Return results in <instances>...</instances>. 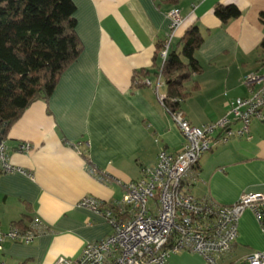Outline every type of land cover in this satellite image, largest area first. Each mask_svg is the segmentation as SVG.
Returning a JSON list of instances; mask_svg holds the SVG:
<instances>
[{
  "label": "crops",
  "instance_id": "1",
  "mask_svg": "<svg viewBox=\"0 0 264 264\" xmlns=\"http://www.w3.org/2000/svg\"><path fill=\"white\" fill-rule=\"evenodd\" d=\"M72 1L79 56L48 98L32 102L3 138L7 161L24 172L0 173V229L35 218L46 231L27 244L3 242L0 264L78 257L85 243L112 231L102 214L77 205L80 198L113 206L141 167L155 165L160 149H181L183 135L158 98L166 92L164 79L157 86L154 74L162 63L158 44L169 31L170 9L178 8L182 17L171 48L193 24L203 38L195 51L200 70L184 83L190 94L177 105L192 125L217 120L229 101L248 97L244 76L264 68V0ZM217 4H234L240 15L222 23L213 13ZM239 127V121L230 126ZM247 135L231 136L201 155L191 186L195 197L229 205L243 193L264 194V121L252 119ZM22 143L30 148L19 151ZM88 164L107 181L90 174ZM254 251H264V230L246 208L231 251L217 262L239 264ZM173 254L167 264H208L196 253Z\"/></svg>",
  "mask_w": 264,
  "mask_h": 264
},
{
  "label": "built area",
  "instance_id": "2",
  "mask_svg": "<svg viewBox=\"0 0 264 264\" xmlns=\"http://www.w3.org/2000/svg\"><path fill=\"white\" fill-rule=\"evenodd\" d=\"M167 17L169 31L158 51L161 62L166 60L173 33L182 23L178 8L170 9ZM160 78L158 75L157 86ZM144 82L150 83L148 79ZM243 82L249 96L229 101L221 118L202 126L192 125L179 109H166L183 135L181 149H160L155 165L141 167L140 176L124 184L123 196L113 206L105 207L92 196H82L77 205L102 214L112 231L100 240L85 243L78 257L60 256L53 264H167L170 254L181 251L196 253L209 264H219L217 260L232 249L241 213L250 208L261 221L264 194L243 193L234 203L225 205L210 197H195L191 186L197 179L202 154L231 136L244 134L249 138L251 120L264 121V68L248 73ZM163 97H158L161 103ZM236 121L240 127L232 130L230 126ZM29 148L28 143L18 146L19 151ZM5 150L0 140V173L24 172L7 161ZM88 171L107 181L89 164ZM261 227L264 230V225ZM44 231L46 228L35 218L27 229L15 225L5 231L0 229V249L6 240L27 244ZM239 264H264V251L245 255Z\"/></svg>",
  "mask_w": 264,
  "mask_h": 264
},
{
  "label": "trees",
  "instance_id": "3",
  "mask_svg": "<svg viewBox=\"0 0 264 264\" xmlns=\"http://www.w3.org/2000/svg\"><path fill=\"white\" fill-rule=\"evenodd\" d=\"M74 12L72 0H0L1 140L32 102L48 98L62 71L79 56L82 46ZM213 13L222 23L240 15L234 4H217ZM202 40L198 26L190 25L154 72L164 79L162 104L167 110L178 109L180 101L189 96L184 83L200 70L195 51ZM260 45L264 48V38ZM22 222L14 225L27 229L29 224ZM259 223L264 225V212Z\"/></svg>",
  "mask_w": 264,
  "mask_h": 264
},
{
  "label": "rangeland",
  "instance_id": "4",
  "mask_svg": "<svg viewBox=\"0 0 264 264\" xmlns=\"http://www.w3.org/2000/svg\"><path fill=\"white\" fill-rule=\"evenodd\" d=\"M183 252H185V253H188V254H193V253H191V252H187V251H183ZM173 255H180V252L179 253H176V254H173ZM202 257V256H201ZM203 258V257H202ZM204 259V258H203ZM205 260V259H204ZM206 261V260H205ZM207 262V261H206ZM208 263V262H207ZM209 264V263H208Z\"/></svg>",
  "mask_w": 264,
  "mask_h": 264
},
{
  "label": "water",
  "instance_id": "5",
  "mask_svg": "<svg viewBox=\"0 0 264 264\" xmlns=\"http://www.w3.org/2000/svg\"><path fill=\"white\" fill-rule=\"evenodd\" d=\"M1 140V139H0Z\"/></svg>",
  "mask_w": 264,
  "mask_h": 264
}]
</instances>
